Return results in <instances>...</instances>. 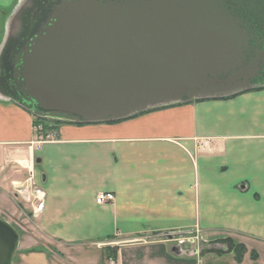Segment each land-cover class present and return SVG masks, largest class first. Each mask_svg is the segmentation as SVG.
Instances as JSON below:
<instances>
[{
	"label": "crops",
	"instance_id": "0c3cea01",
	"mask_svg": "<svg viewBox=\"0 0 264 264\" xmlns=\"http://www.w3.org/2000/svg\"><path fill=\"white\" fill-rule=\"evenodd\" d=\"M16 1L0 0L3 36ZM33 120L0 99V218L34 230L20 264H241L225 241L264 242V88L63 124L41 144ZM27 169L46 194L37 218L14 192ZM99 193L114 201L97 205Z\"/></svg>",
	"mask_w": 264,
	"mask_h": 264
},
{
	"label": "water",
	"instance_id": "95a60500",
	"mask_svg": "<svg viewBox=\"0 0 264 264\" xmlns=\"http://www.w3.org/2000/svg\"><path fill=\"white\" fill-rule=\"evenodd\" d=\"M4 27L0 99L37 118L107 124L264 88V0H18ZM18 246L0 218V264Z\"/></svg>",
	"mask_w": 264,
	"mask_h": 264
},
{
	"label": "rangeland",
	"instance_id": "374dc122",
	"mask_svg": "<svg viewBox=\"0 0 264 264\" xmlns=\"http://www.w3.org/2000/svg\"><path fill=\"white\" fill-rule=\"evenodd\" d=\"M16 2H15V4H16ZM11 10H9V11H11ZM9 11L7 12V14L9 13ZM1 39H3V34H1L0 40ZM1 42H2V40H1ZM33 130H34V127H33ZM34 133H35L36 137L38 138L39 132H34ZM55 133L56 132H52L46 136H43L42 140L43 141L53 140L52 138L55 135ZM47 136H48V138L46 139ZM44 139H46V140H44ZM1 219L8 222L17 231V233L19 235V244H20V242H22L25 239L26 236H28L31 233H34V230L32 229V225L27 223L26 221H24L23 217L11 218V217H7L4 214H1ZM170 236H172V235L169 234V237ZM104 248L105 247H103V245H94L93 247L90 246L89 249L102 251ZM20 253H21V251L19 250V247H18V250H17V252L14 256V259H13V264H20ZM76 256L82 257L80 255V252L79 253L77 252ZM241 264H264V242H262V241L248 242L246 244L245 252L243 253L242 258H241Z\"/></svg>",
	"mask_w": 264,
	"mask_h": 264
},
{
	"label": "built area",
	"instance_id": "2783aa9c",
	"mask_svg": "<svg viewBox=\"0 0 264 264\" xmlns=\"http://www.w3.org/2000/svg\"><path fill=\"white\" fill-rule=\"evenodd\" d=\"M34 132H40V128H34ZM42 134L39 133V137L36 141L37 144H41L47 141L42 140ZM48 136L46 137V139ZM44 139V140H46ZM28 176L27 178L21 182L14 184V192L17 197L22 198L24 202L30 205L31 207V215L33 218H37L44 210L46 194L45 191L37 185L34 180V172L33 169H27ZM114 201V195L111 193H99L96 197L97 205H104L107 203H111Z\"/></svg>",
	"mask_w": 264,
	"mask_h": 264
},
{
	"label": "trees",
	"instance_id": "16d2710c",
	"mask_svg": "<svg viewBox=\"0 0 264 264\" xmlns=\"http://www.w3.org/2000/svg\"><path fill=\"white\" fill-rule=\"evenodd\" d=\"M233 97H235V96L227 97V98H224V99H230V98H233ZM196 102H198V101H196ZM179 105H181V104H176V105H171V106H167V107H162V108H159V109H164V108H169V107H174V106H179ZM154 110H158V109H154ZM154 110H152V111H154ZM147 112H150V111H147ZM147 112H145V113H147ZM136 116H138V115H136ZM136 116H134V117H136ZM134 117H131V118H134ZM33 118H34L33 127L34 128L39 127L41 129L40 132H41L42 136H46V135H48L49 133H52V132H57L58 127L60 125H63V124L78 125V124H72V123H67V122L58 121V120H52V119H46V118H37V117H34V116H33ZM131 118H129V119H131ZM126 120H128V119H126ZM118 122H121V121H118ZM113 123H117V122H113ZM113 123H107V124H113ZM225 242L228 244V249L230 251L234 252L236 261L240 263L242 255L245 252V247L243 245H235L231 240H227Z\"/></svg>",
	"mask_w": 264,
	"mask_h": 264
}]
</instances>
